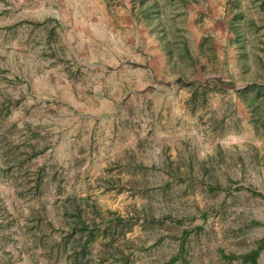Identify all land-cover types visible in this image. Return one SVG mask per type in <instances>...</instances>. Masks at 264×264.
I'll list each match as a JSON object with an SVG mask.
<instances>
[{
    "label": "rangeland",
    "instance_id": "1",
    "mask_svg": "<svg viewBox=\"0 0 264 264\" xmlns=\"http://www.w3.org/2000/svg\"><path fill=\"white\" fill-rule=\"evenodd\" d=\"M259 83L264 0H0V264H264Z\"/></svg>",
    "mask_w": 264,
    "mask_h": 264
},
{
    "label": "trees",
    "instance_id": "2",
    "mask_svg": "<svg viewBox=\"0 0 264 264\" xmlns=\"http://www.w3.org/2000/svg\"><path fill=\"white\" fill-rule=\"evenodd\" d=\"M166 219H169L173 222H175L176 224H180L182 222L181 219H176V218H170L169 216H163L161 219L159 220H156V221H163V220H166ZM122 221L124 220H121V219H117V218H114L113 219V222L116 223V224H120ZM75 229L79 230L81 232V234L85 233L87 231V229L89 228L88 225H86L84 222L78 220L76 223H75ZM90 232V231H89ZM254 255L255 253H253L251 256H252V264H255V260H254ZM176 260V257H172L169 261L166 262V264H173V262Z\"/></svg>",
    "mask_w": 264,
    "mask_h": 264
},
{
    "label": "crops",
    "instance_id": "3",
    "mask_svg": "<svg viewBox=\"0 0 264 264\" xmlns=\"http://www.w3.org/2000/svg\"><path fill=\"white\" fill-rule=\"evenodd\" d=\"M44 21H46L47 22V20H44ZM51 22H53L55 25L58 23H60V21L58 20V18L57 17H54V18H51ZM257 88V91H258V93H259V91L261 90V89H264V83H259V84H256V85H250L249 86V88ZM247 88V87H246ZM262 95H264V93L262 94ZM260 93H259V95H257V97H259L260 98Z\"/></svg>",
    "mask_w": 264,
    "mask_h": 264
}]
</instances>
